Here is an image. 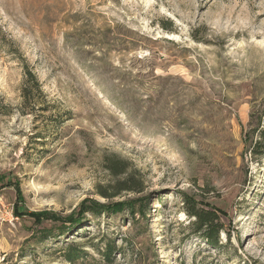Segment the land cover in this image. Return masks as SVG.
<instances>
[{
    "label": "rangeland",
    "instance_id": "1",
    "mask_svg": "<svg viewBox=\"0 0 264 264\" xmlns=\"http://www.w3.org/2000/svg\"><path fill=\"white\" fill-rule=\"evenodd\" d=\"M263 127L264 0H0V264H264Z\"/></svg>",
    "mask_w": 264,
    "mask_h": 264
},
{
    "label": "trees",
    "instance_id": "2",
    "mask_svg": "<svg viewBox=\"0 0 264 264\" xmlns=\"http://www.w3.org/2000/svg\"><path fill=\"white\" fill-rule=\"evenodd\" d=\"M165 29L170 30V28H165ZM23 71H24L26 80L32 81L33 85H31V87L36 88L38 90L39 85L35 79V76L26 64L23 67ZM25 89L27 88L23 89L24 96L26 94ZM260 125H261V121L259 120L257 127L259 128ZM258 134H259L260 139H264V127L258 131ZM108 168L112 171L114 175L122 174L125 172V169H126L125 165L120 167V162L118 163L113 160L110 161V165H108ZM120 190H136V189H134L133 187L124 186V187H121ZM99 208L100 207H92V208H88L87 210H90L91 212H101ZM130 208L132 209V206H130ZM188 214L194 218V220L191 223L192 226L194 227V232L199 233L208 242H210L213 245H216L218 242V237H217L218 228L220 229L222 228V227H216V225L218 224L216 222V220H218V215L216 214V212L212 209L196 208L194 206H191L190 209L188 210ZM110 248L111 247L107 244L106 249L105 251H103L102 255L107 256L108 253H110L111 251ZM74 254H75V251H69V253L67 254L68 260H72Z\"/></svg>",
    "mask_w": 264,
    "mask_h": 264
}]
</instances>
